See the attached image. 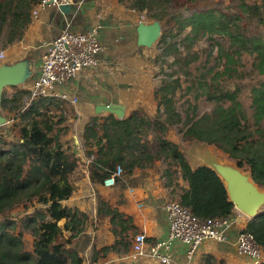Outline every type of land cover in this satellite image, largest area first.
<instances>
[{"label":"trees","instance_id":"16d2710c","mask_svg":"<svg viewBox=\"0 0 264 264\" xmlns=\"http://www.w3.org/2000/svg\"><path fill=\"white\" fill-rule=\"evenodd\" d=\"M39 2L0 0V45L24 35ZM119 2L161 22L163 76L154 89L155 114L137 108L122 118L108 112L86 123V152L95 155L91 179L103 183L119 165L131 175L159 163L172 200L199 218L233 216L235 205L218 174L193 167L168 135L175 131L183 141L221 149L264 187V0ZM201 41L207 45L196 48ZM4 92L0 111L9 123L0 125V264H81L72 245L86 230L87 214L64 201L76 189L73 175L82 159L61 139L70 129L63 125L68 115L53 108L67 100L40 96L25 106L28 89ZM202 104H210L208 110L202 112ZM105 207L113 232L126 237L132 225L101 201ZM243 230L264 249V209Z\"/></svg>","mask_w":264,"mask_h":264},{"label":"crops","instance_id":"0c3cea01","mask_svg":"<svg viewBox=\"0 0 264 264\" xmlns=\"http://www.w3.org/2000/svg\"><path fill=\"white\" fill-rule=\"evenodd\" d=\"M140 13L126 8L119 0H77L71 11L47 6L40 9L36 17L32 13V21L24 35L5 46L8 58L2 61L4 63L0 62L12 66L25 65L29 71L26 81L14 86L10 96L18 89L31 87L40 74L42 54L47 43L64 29L82 32L96 30L103 44L98 66L85 68L67 82L56 86L58 92H66L79 100L78 104L71 101L79 114L78 120H75L76 130L72 129L74 146L71 150L82 159V164L75 172L76 189L64 203L87 214L86 230L74 241V247L82 259L81 264H162L155 258L134 260L131 257L132 242L137 233L145 231L148 242L164 240L169 233V223L163 209L165 202L170 200L169 189L165 187L162 175L157 174L162 173V170L159 171L160 164L145 170L135 169L131 175H124L116 185L105 186L91 179L90 165L87 156L84 157L86 148H81L86 123L96 115L108 113L97 112L98 105L124 104L127 115L153 102L154 95H145V87H137L136 95L132 81L135 65L137 68L145 67L149 48L152 47L141 46L137 42V26L143 16ZM8 114L10 116L12 113ZM129 187L134 188L133 194L129 192ZM101 201L119 210L123 214L124 224L132 225L124 231L126 237L113 232L111 215L106 213V207L101 208ZM139 203H143V207H139ZM233 216L236 222L228 228L225 240L205 241L193 256H188L189 247L186 244L174 241L170 249L171 264H254L249 257L237 252L238 235L251 218L237 209ZM94 257L98 259L93 260Z\"/></svg>","mask_w":264,"mask_h":264},{"label":"built area","instance_id":"2783aa9c","mask_svg":"<svg viewBox=\"0 0 264 264\" xmlns=\"http://www.w3.org/2000/svg\"><path fill=\"white\" fill-rule=\"evenodd\" d=\"M77 0H40L32 10L36 17L38 11L53 5H76ZM145 17L142 16V19ZM145 21V20H141ZM140 21V22H141ZM103 51V44L99 41L97 31L82 32L66 28L47 43L42 54V65L38 78L33 82L29 98L32 100L40 96H51L69 100L76 103L78 100L66 92H58L56 86L67 82L78 75L83 69L99 65V54ZM8 58L7 50L0 49V62ZM87 163L95 158L94 154L86 155ZM124 178V170L121 165L107 177L102 183L105 186H113ZM129 192L134 193V188L129 187ZM143 207V203L138 204ZM163 209L169 223V233L166 239L156 242H148L145 231L137 233L132 242L131 257L134 260L140 258L159 259L162 264H171V245L178 240L189 247L188 256H193L208 240L223 241L226 232L235 222L234 216L219 218H199L192 210L177 200H168ZM237 252L241 256L249 257L254 264L264 262V249L250 231H240L237 239Z\"/></svg>","mask_w":264,"mask_h":264},{"label":"water","instance_id":"95a60500","mask_svg":"<svg viewBox=\"0 0 264 264\" xmlns=\"http://www.w3.org/2000/svg\"><path fill=\"white\" fill-rule=\"evenodd\" d=\"M71 8L70 4L60 7L63 11H71ZM137 34L139 45L153 46L162 34V24L159 20L141 21L137 26ZM28 76L29 71L25 65H0V105L5 88L22 84ZM96 111H108L122 118L125 116V105L121 103L100 104ZM7 122V117L0 111V125ZM201 158L203 162L200 165L212 168L222 179L235 208L251 219L256 218L264 206V187H260L255 182L251 172L241 168L235 161L223 160L212 152H204Z\"/></svg>","mask_w":264,"mask_h":264},{"label":"rangeland","instance_id":"374dc122","mask_svg":"<svg viewBox=\"0 0 264 264\" xmlns=\"http://www.w3.org/2000/svg\"><path fill=\"white\" fill-rule=\"evenodd\" d=\"M206 1L218 2V3H222L223 5H230L232 3V0H206ZM126 8H127V6H126ZM140 14H142V13H140ZM143 16L145 18L142 20H145L148 22L153 21L152 19H148L145 16V14H143ZM0 44H2V43H0ZM206 45H207L206 41H201L200 44L198 46H196V48L205 47ZM0 49L7 50V48L3 47L2 45H0ZM149 50H150L149 51L150 54H148L146 57L148 60V63L145 65V67L137 68V65H135V68H134V75L135 76L133 77L132 81L134 83V88H135L134 93L136 95H137V87L138 88H140V87L144 88L145 87L146 90L145 89H143V90H144V94L145 95L147 94V96L149 93L154 95L155 86L159 82V78L163 76L162 75L163 72L161 71V65H160L161 58H159V53H161L160 46L156 42L151 48H149ZM1 63H4V62H1ZM1 63H0V65H3ZM164 65L166 67L167 64L164 63ZM145 71H146V74H144ZM13 88H14V86H7L5 88V92H4L5 95H9V93L11 92V90ZM31 101L32 100L29 98V95H26L25 106H29L31 104ZM67 101L62 102V101L57 100L54 102L53 108L56 112L62 113L63 115H66V114L68 115V119L63 123V125H69L70 129L67 133H63L61 135V139L64 142L65 147H70L73 149L74 131L72 129H75V120H78L79 116H77L78 113L76 112L74 106L71 104L72 100L71 101L67 100ZM78 101H76L77 104H78ZM142 105L144 106V104H142ZM209 105L210 104H208V105L202 104V106H201L202 112L208 110ZM145 107L146 108L143 107L140 109H142L145 112H148V114H150V115L156 113L157 102L154 101V97H153V102L151 104H150V102L147 103ZM0 109H1V106H0ZM2 110H4V109H2ZM4 112L7 115H9L8 113H10L8 110H4ZM80 112H82L81 109H80ZM11 116L13 117L14 115L11 114ZM2 131H4V126L0 127V132H2ZM75 135H76V132H75ZM168 136L170 139L174 140L176 143H178L180 145V149L188 157V159L192 163L193 167L200 165V163L203 162V159L201 158V156L203 155L204 152H212V153H215L216 155H218L223 160H231V159H229L227 153H225L221 149H218L212 145H206V144L197 143V142L183 141V140H181V137L175 131H170ZM82 141H83V143L81 144L82 145L81 148H82V150H84L86 148V141L84 139ZM207 150H209V151H207ZM76 155H77V153H76ZM85 156H86V152H84V157ZM161 170H163L162 167L159 169V171H161ZM157 174L160 176L162 173L158 172ZM73 176L77 177V175H73ZM76 180H77V178H76ZM75 185H77V182L75 183ZM170 200H172V199L170 198ZM262 209H264V206ZM66 234L69 235V232H66ZM128 239H130V237H128ZM72 246L73 247L75 246L74 243ZM122 248H123V246H122ZM78 253H79V251H78ZM88 255L89 254H87V256ZM83 257H84V255H83Z\"/></svg>","mask_w":264,"mask_h":264}]
</instances>
